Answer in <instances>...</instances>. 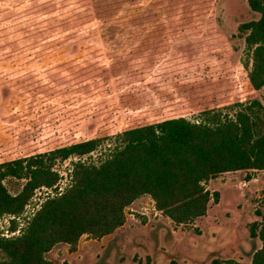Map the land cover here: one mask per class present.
<instances>
[{"label": "rangeland", "instance_id": "obj_1", "mask_svg": "<svg viewBox=\"0 0 264 264\" xmlns=\"http://www.w3.org/2000/svg\"><path fill=\"white\" fill-rule=\"evenodd\" d=\"M108 1L0 0V161L99 138L88 153L52 160L56 183L34 188L14 217L0 215V230L18 234L47 195L69 184L73 163H97L125 127L177 115L200 120L206 108L264 110L238 29L258 16L246 0H117L116 10ZM104 4L110 12L99 18ZM56 20L63 29L47 33ZM25 72L36 74L32 99L12 79ZM23 181L2 179L10 193ZM203 185L210 199L199 217L175 223L142 194L111 232L83 233L74 250L57 242L45 256L52 264H208L212 256L249 264L260 245L249 225L264 215V169L220 172Z\"/></svg>", "mask_w": 264, "mask_h": 264}, {"label": "trees", "instance_id": "obj_2", "mask_svg": "<svg viewBox=\"0 0 264 264\" xmlns=\"http://www.w3.org/2000/svg\"><path fill=\"white\" fill-rule=\"evenodd\" d=\"M116 1H108L115 10ZM246 1L258 13L238 25L250 58L247 78L253 88L264 90V0ZM107 8L97 5L96 16L104 17L110 12ZM53 23L47 33L63 29L59 20ZM35 76L25 72L12 78L31 99L38 92ZM201 111L200 120L177 115L125 127L97 163L76 160L69 184L47 195L18 234L0 236V264H52L45 252L55 243L64 242L74 250L83 233L100 237L111 232L122 223L124 206L142 194L175 223L186 222L206 211L210 193L203 182L224 171L264 169L263 109L255 112L248 105L233 115L214 108ZM98 143V137L81 138L0 161V215L20 212L34 188L56 183L52 160L88 153ZM5 176L24 178L21 188L10 193L2 182ZM211 198L217 200L216 190ZM249 235L260 240L249 264H264V215L249 225ZM166 264L179 262L170 258ZM208 264L239 263L212 256Z\"/></svg>", "mask_w": 264, "mask_h": 264}, {"label": "built area", "instance_id": "obj_3", "mask_svg": "<svg viewBox=\"0 0 264 264\" xmlns=\"http://www.w3.org/2000/svg\"><path fill=\"white\" fill-rule=\"evenodd\" d=\"M158 210V209H157ZM10 217H14V214H8ZM16 230L9 229V228H4L3 230H0V236H11L14 235Z\"/></svg>", "mask_w": 264, "mask_h": 264}]
</instances>
